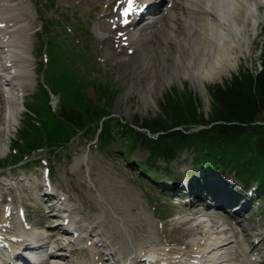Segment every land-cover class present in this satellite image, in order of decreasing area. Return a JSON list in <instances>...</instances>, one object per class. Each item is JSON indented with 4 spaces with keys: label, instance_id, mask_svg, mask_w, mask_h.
Returning a JSON list of instances; mask_svg holds the SVG:
<instances>
[{
    "label": "rangeland",
    "instance_id": "374dc122",
    "mask_svg": "<svg viewBox=\"0 0 264 264\" xmlns=\"http://www.w3.org/2000/svg\"><path fill=\"white\" fill-rule=\"evenodd\" d=\"M259 30L260 26L256 30L253 28L252 24L249 23L247 25L245 30L247 38L244 39L243 44L247 45L248 50L238 54V65L235 66L233 72H238L241 67L247 65L253 66L254 68L258 66L260 52L257 48V42H259V44H264V38L262 36L258 37L260 34L256 33ZM158 33L159 32L154 33V31L149 34L146 33L143 36V38L146 37L145 42H140L138 44L135 54L128 62L118 63L117 61L119 60L106 52L108 55V62L102 63L99 61L98 65L100 68H94L93 74H95L96 77L103 82L107 81L114 86V88L119 89V94L112 108L113 114L123 117L129 122L134 121L136 117H140L141 119L150 118L161 112V101H163V97L170 87L180 86L184 90L193 92L195 101L198 100L197 104L200 106L201 111L205 113L204 118L208 119L211 115L212 101L205 86L213 84V82L222 83L224 82L223 80L231 76V73H226L225 79L221 78L217 81H206L203 83L201 79H193L182 66L176 71L173 70L175 64L173 61L169 60V57L178 61L176 58L178 56L177 34L171 30H167L166 38L168 37L169 39L167 43V40L162 39L163 33L160 31L162 37H159ZM30 40L29 45L33 48L39 43L38 39H34L33 41V39L30 38ZM0 63H2V61H0ZM90 77L92 78L93 75L91 74ZM30 80L31 82L25 86V89L32 93L36 88V75L35 80L34 78ZM6 96H8L6 91L0 94L2 99ZM89 97L94 98V92L91 89L89 90ZM8 99L12 107L16 106L17 101L13 100L12 96L8 97ZM5 115L6 111L0 110V142H4L6 145L2 148L3 152H0V160L6 158L10 151V140L3 132L4 123H9L10 118H5ZM13 122L17 123V120L14 121V116ZM13 122L8 125L10 130L14 128L12 126ZM82 144L88 145L89 141L80 138L55 157V173L56 175L58 173L56 179L59 186L70 187L71 198H77L84 209L90 213L91 216H94L100 211V208L91 196V192L94 193L95 188L87 181L85 166L79 165L77 170L76 168L72 170V164H75V159L78 158L83 151L87 150V148L84 150L83 146L81 148ZM44 152H48V150ZM109 152L110 154L101 152L100 149L96 150L92 147L89 166L91 168L90 174L94 182L97 181V185L101 186L103 193L105 192L111 196L117 195L118 203H122L125 198L131 201L133 206L131 207L130 214L136 220L134 222V230L137 235H142L141 237H144L148 228H150L156 232L159 240L167 236L172 239L174 243L180 241V246L183 247L191 236H194L191 235V233H186L185 229L198 225L197 218L193 215V211L198 212L199 209H187L185 205L180 202L170 204L169 201L171 199L169 197L162 193L160 194V192L153 188L149 189L147 180L141 178L135 170L130 168L127 169L125 161L120 158L121 155L117 156L113 154V150ZM147 154L146 151L136 149L131 153L130 158L132 160H145ZM191 155L192 152L190 151L179 154L172 167L175 174L190 170ZM73 156L74 161L72 160ZM65 158L67 159L66 161ZM52 159H54V157H52ZM159 164L162 165L164 163L159 161ZM184 177H187V175ZM111 184L116 187L117 190L115 192L112 191L113 186H110ZM155 192L158 193L155 194ZM152 193H154L153 196H151ZM147 195L158 200L159 207H157V211L154 212V209L151 208L153 207V200ZM28 197L29 196L23 197V202L26 203ZM73 203L76 202L73 201ZM37 212L41 213L40 209ZM225 214L226 213L210 210L207 211V218L201 219H208L211 223L216 224V229L217 227L219 228L220 225L225 228L231 227L230 232H227V237L230 242L235 238L236 243L231 242L225 246V250L229 252L226 258L231 262H237L244 254V251H242L243 248L249 246L250 242L252 243V236L256 234V229L259 226L264 229V214L259 217V220H257V216L251 217V220H246V218L243 219L244 223L242 227L248 229V232L251 234H248L249 236L241 232L242 227L232 228L233 222L232 220L228 222L229 216H225ZM157 217H161L164 220L165 229L163 231H161L160 226L156 225L155 221ZM35 220V222L38 223L41 222L42 218L37 214ZM183 221L187 223L185 226L181 227ZM232 234L235 235L233 238ZM218 235L219 234H216V236Z\"/></svg>",
    "mask_w": 264,
    "mask_h": 264
},
{
    "label": "bare ground",
    "instance_id": "6f19581e",
    "mask_svg": "<svg viewBox=\"0 0 264 264\" xmlns=\"http://www.w3.org/2000/svg\"><path fill=\"white\" fill-rule=\"evenodd\" d=\"M181 1H184L187 7H181L186 14V18L181 20L180 25L182 29L177 34V38L180 39L179 58L177 63L174 58L169 57V60L174 62L175 70H178L182 66L193 79L202 80L204 78L214 81L223 78L224 74L235 67L234 51L237 49L236 43L244 35L247 21H257L259 13L255 8L259 4H264V0H255V2H250L249 0H178L177 4H183ZM228 4L230 8L227 9ZM17 10L19 11L16 12ZM10 13L12 14H9V20L14 22L15 25L26 21L25 17L27 16L18 7H15ZM171 17L172 23L177 22L174 14ZM17 28H19V25ZM168 28L169 30L178 29L177 26L172 24H169ZM164 30L163 33H165ZM18 36H21L23 40L22 34H13L11 39L5 41V46L8 47V50L4 49L6 55L13 57L11 67L17 71L11 80L7 77L5 78L8 84L13 85H20L23 79L29 76L20 70L23 67L24 61V53L22 55L20 53L25 43H22ZM2 48L4 47L2 46ZM111 53L115 56L117 55L115 51H111ZM5 146L4 142H0V152H3L2 148ZM81 162H86V158L82 157L74 166L79 165ZM90 185L97 189L96 193L91 192V196L96 200L101 210L88 222L90 223L89 225L81 227L82 235L87 233L90 226L99 229L103 228L104 232L108 235L110 243L115 247L117 253L122 256L125 263L138 264V261L134 259V255L144 256L148 251H156L154 257L158 258L161 256V261H173L175 263L189 262V256L186 254L174 257V252L166 251L165 243L158 241L156 233L152 229H148L145 237L135 235L133 232L134 217L127 211H121V203L116 205L118 196L114 195L108 198L104 196L101 186L97 185V182H94L93 179H90ZM110 186H113L112 191L115 192L117 190L114 185L111 184ZM125 203L129 208L132 206L131 201L128 199L125 200ZM4 213L0 215V223L4 221ZM186 223V221H183L182 225L185 226ZM208 225L204 223L200 227V231L197 228H186L193 230L196 235L200 234V237L194 235L191 246L202 247V250L201 252L191 251V253L205 254L207 251L213 250H215V253H218L220 249L222 250L227 245V238L212 236L213 234H222L223 231L219 229L213 231ZM211 226L216 228V224ZM18 227L19 224L15 222L14 228L17 229ZM41 238L45 239L43 236ZM202 239H204L203 243H201ZM88 253L92 259L95 258L96 251L93 247L90 248V252ZM242 261L241 264H249L245 258ZM219 264H222V262Z\"/></svg>",
    "mask_w": 264,
    "mask_h": 264
},
{
    "label": "trees",
    "instance_id": "16d2710c",
    "mask_svg": "<svg viewBox=\"0 0 264 264\" xmlns=\"http://www.w3.org/2000/svg\"><path fill=\"white\" fill-rule=\"evenodd\" d=\"M74 87L77 101L70 96L64 97L58 115L46 104V99L48 108L41 109V113L48 117L46 119L52 122V131L47 130L48 139L52 143L65 136L64 130L59 129L62 127L59 117L67 120L69 132L74 134L77 127H83L108 113L92 104L85 105L81 88L78 84H74ZM101 93L109 94L110 90L104 89ZM212 95V115L208 121L198 113L195 99L190 93L168 92L165 102L172 123L161 117L143 122L144 127L153 133L167 131L174 125H183L188 129L193 124L214 122L210 128L189 133L185 130H173L160 134L157 139L131 128V135L135 142L141 140L142 145L148 147L153 155L171 156L176 150L195 145L200 149L202 160L214 162L223 168L232 166L246 180L252 176L259 177L264 185V123L253 124L258 119L264 121V51L259 71L245 68L223 85L215 86ZM113 99L112 93L109 96L110 104ZM112 122L109 120L104 124L103 134L106 140L114 138ZM252 136H256L255 141ZM68 138L69 134L62 140ZM203 147L206 148L202 149Z\"/></svg>",
    "mask_w": 264,
    "mask_h": 264
},
{
    "label": "snow or ice",
    "instance_id": "6c2138e0",
    "mask_svg": "<svg viewBox=\"0 0 264 264\" xmlns=\"http://www.w3.org/2000/svg\"><path fill=\"white\" fill-rule=\"evenodd\" d=\"M139 3H134V0H128V8L125 9V13L131 11L133 8H139Z\"/></svg>",
    "mask_w": 264,
    "mask_h": 264
}]
</instances>
